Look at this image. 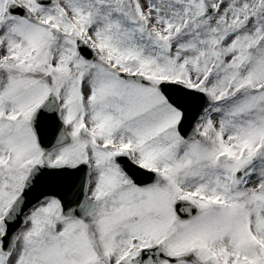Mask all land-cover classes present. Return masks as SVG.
<instances>
[{
    "label": "snow or ice",
    "instance_id": "snow-or-ice-1",
    "mask_svg": "<svg viewBox=\"0 0 264 264\" xmlns=\"http://www.w3.org/2000/svg\"><path fill=\"white\" fill-rule=\"evenodd\" d=\"M0 264H264V0H0Z\"/></svg>",
    "mask_w": 264,
    "mask_h": 264
}]
</instances>
